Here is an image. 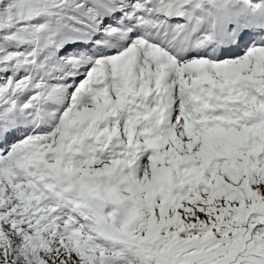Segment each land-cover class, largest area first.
<instances>
[{"label": "snow or ice", "instance_id": "snow-or-ice-1", "mask_svg": "<svg viewBox=\"0 0 264 264\" xmlns=\"http://www.w3.org/2000/svg\"><path fill=\"white\" fill-rule=\"evenodd\" d=\"M0 264H264V0H0Z\"/></svg>", "mask_w": 264, "mask_h": 264}]
</instances>
